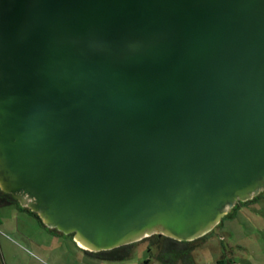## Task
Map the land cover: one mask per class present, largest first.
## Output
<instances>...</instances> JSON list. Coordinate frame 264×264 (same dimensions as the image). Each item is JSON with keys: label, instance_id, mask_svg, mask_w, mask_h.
Instances as JSON below:
<instances>
[{"label": "water", "instance_id": "water-1", "mask_svg": "<svg viewBox=\"0 0 264 264\" xmlns=\"http://www.w3.org/2000/svg\"><path fill=\"white\" fill-rule=\"evenodd\" d=\"M0 191L84 252L209 234L264 193V0H0Z\"/></svg>", "mask_w": 264, "mask_h": 264}, {"label": "rangeland", "instance_id": "rangeland-1", "mask_svg": "<svg viewBox=\"0 0 264 264\" xmlns=\"http://www.w3.org/2000/svg\"><path fill=\"white\" fill-rule=\"evenodd\" d=\"M25 220L31 218L23 214L19 216L15 205L0 207V221L4 224V233L0 235V264H30L28 254L44 258L47 264H143L148 260L150 264H164L159 258L160 248L146 239L128 249L129 256L124 261L100 262L81 250L71 236L55 238L43 228L37 230L38 226L33 227L34 220H31L32 224L26 223L27 233L33 242L41 244V250L27 241L19 243L23 252L17 249L18 234L15 232L19 230V221ZM223 254L233 264H264L263 192L252 201L238 202L213 231L195 243L191 258L193 264H217Z\"/></svg>", "mask_w": 264, "mask_h": 264}, {"label": "trees", "instance_id": "trees-1", "mask_svg": "<svg viewBox=\"0 0 264 264\" xmlns=\"http://www.w3.org/2000/svg\"><path fill=\"white\" fill-rule=\"evenodd\" d=\"M255 199V198H254ZM15 205V207L21 209L22 211L28 212L34 219H36L42 226L46 227L40 218L31 212L28 208H22L17 201L10 194H5L0 191V207ZM48 229V228H47ZM50 230V229H49ZM57 232V230H51ZM73 237L72 235H70ZM203 238V237H202ZM146 240H150L155 243L159 248V258L164 264H193L191 252L194 250L195 243L198 240L191 242H179L170 238L163 237V235H154ZM132 245H126L118 249H112L103 252H85L89 255L96 257V259L101 261H113L120 262L124 261L129 256L128 249H131ZM143 264H150V261H145ZM217 264H233L232 261L223 254L217 261Z\"/></svg>", "mask_w": 264, "mask_h": 264}, {"label": "crops", "instance_id": "crops-1", "mask_svg": "<svg viewBox=\"0 0 264 264\" xmlns=\"http://www.w3.org/2000/svg\"><path fill=\"white\" fill-rule=\"evenodd\" d=\"M18 209V214H19V216H20V214H23V215H26L27 217H30L31 218V220L33 221L34 220V222H35V225L33 226V227H37V230H46L47 231V233H48V235H50V237H55V238H61V237H64V234L63 233H60V232H54V231H51V230H49V229H47V227H44V226H42L36 219H34L30 214H28V212H26V211H22L21 209H19V208H17ZM27 221V220H25V221H23V222H20L19 221V230L18 231H16L15 233H17L18 234V246H17V249H20L19 248V243H23V242H27V241H30L31 242V244L33 245V247H35L37 250H41V244H38V243H35V242H33L32 240H31V235H29L28 233H27V225H26V223L27 222H31L30 224H32V221ZM25 223V224H24ZM38 224V225H37ZM4 226V224H3V222L2 221H0V235L2 234V233H4L3 231V227ZM28 227H29V225H28ZM43 228V229H42ZM63 239V238H62ZM37 244V245H36ZM36 245V246H35ZM21 250V249H20ZM21 251H23V250H21ZM24 252V251H23ZM28 254V253H27ZM29 255V257H30V260L32 261L30 264H47V262L45 261H43V259L44 258H38V256H34L33 254H28ZM90 258H92V259H96V257H94V256H92V255H88ZM96 260H98V259H96ZM98 261H100V260H98ZM101 262V261H100Z\"/></svg>", "mask_w": 264, "mask_h": 264}]
</instances>
